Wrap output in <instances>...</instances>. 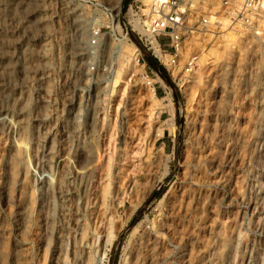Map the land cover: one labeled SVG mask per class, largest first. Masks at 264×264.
Listing matches in <instances>:
<instances>
[{
    "label": "rangeland",
    "instance_id": "374dc122",
    "mask_svg": "<svg viewBox=\"0 0 264 264\" xmlns=\"http://www.w3.org/2000/svg\"><path fill=\"white\" fill-rule=\"evenodd\" d=\"M135 2L0 0V264H89L110 227L109 264H264V42L173 78ZM122 42L157 63V118L139 75L109 90Z\"/></svg>",
    "mask_w": 264,
    "mask_h": 264
},
{
    "label": "built area",
    "instance_id": "2783aa9c",
    "mask_svg": "<svg viewBox=\"0 0 264 264\" xmlns=\"http://www.w3.org/2000/svg\"><path fill=\"white\" fill-rule=\"evenodd\" d=\"M129 10L134 18L126 33L135 31L143 48L169 74L176 70L178 77H198L201 55L222 43L225 33L237 31L242 46L251 38L264 42V0H152L146 9L135 2ZM150 15L155 18L147 24ZM98 36L99 31L93 44L99 43ZM137 50V63L143 62L147 82L156 92V82L149 75L158 77L159 71L150 68ZM159 82L165 86L163 80ZM105 263L109 264V255Z\"/></svg>",
    "mask_w": 264,
    "mask_h": 264
},
{
    "label": "bare ground",
    "instance_id": "6f19581e",
    "mask_svg": "<svg viewBox=\"0 0 264 264\" xmlns=\"http://www.w3.org/2000/svg\"><path fill=\"white\" fill-rule=\"evenodd\" d=\"M142 2H143L144 6H147L152 2V0H142ZM154 18H155V15H153V16L150 15L148 17L146 23L149 24ZM113 25L116 28L119 27L117 25L116 21H114ZM235 32L238 33L237 31L225 33L221 39V41H223L222 43H217V44L212 45L209 49H207L206 52H204L201 55V57L199 59V67H198V72L200 74L199 79H203V78L209 76L211 70L213 69L211 67H214L217 64L225 63L226 65H228L229 62H231V59L233 57L237 56V52H238V55L240 57L242 56L241 58L245 57L244 60L246 59V62L250 60V57L248 55L245 56L247 54L248 49H246V47H241L242 45L238 42L239 35L235 34ZM119 46H120V50H119L120 53L123 52L122 55L119 54V56L122 57V59H121L122 63H121V68L119 69V71H116L115 73H113V76L109 82V90H110L111 94H114V95L117 94L119 96H123L125 93V87L123 85L124 83H126V81L124 79L125 76L128 75V76L132 77L135 75H139L140 76L139 78L144 82V85H145L144 88L146 89L148 99L151 103V105L149 107L148 115H149V117L152 116L154 118H157L159 113H160V111H159L160 107L158 105L160 104L162 99H159L157 97L153 87L147 82L142 64L137 63V55H138L137 48L129 45V46H127L126 49H124L125 44H123V42ZM241 58H238V59H241ZM176 74H177V71L174 70L172 72V77L174 78V76H176ZM119 106H120V104H118V106L113 110H115V112H117ZM109 107L110 106L108 105L107 108H109ZM263 112H261V113H263ZM257 115H258V113H257ZM163 130H164V128H162V126H159L156 129L153 128L152 133H155V137L161 136L163 134ZM64 161H65V159H64ZM81 168L82 167H80V170H81ZM80 174H78V175H80ZM59 175H61V176H59L58 180H56V181L58 184L57 185L58 189H61L63 187V185H65L64 183H66V182H64V180H63L64 174H59ZM63 193H64V191H63ZM103 193L106 194L107 189L106 190L104 189ZM116 232H117L116 229L115 228L113 229L112 227H110L107 230V232H105L106 235L103 237V240L101 241V243L99 245L100 247H97V249L93 248V252L91 254L89 264H106L105 259L107 257L108 250H110L111 245L113 244L114 240L116 239ZM125 259H123L122 263H120V264H126L127 261Z\"/></svg>",
    "mask_w": 264,
    "mask_h": 264
},
{
    "label": "trees",
    "instance_id": "16d2710c",
    "mask_svg": "<svg viewBox=\"0 0 264 264\" xmlns=\"http://www.w3.org/2000/svg\"><path fill=\"white\" fill-rule=\"evenodd\" d=\"M147 63L150 65V66H152V67H154V68H157V63H156V61L154 60V59H147ZM161 72V75H162V77L166 80V82L168 83V84H170L169 83V79L167 78V76L165 75V73H164V71L162 72V71H160Z\"/></svg>",
    "mask_w": 264,
    "mask_h": 264
}]
</instances>
